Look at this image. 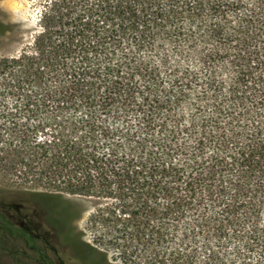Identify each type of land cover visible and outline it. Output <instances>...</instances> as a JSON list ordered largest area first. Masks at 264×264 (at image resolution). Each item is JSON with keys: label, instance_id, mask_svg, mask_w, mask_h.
<instances>
[{"label": "trees", "instance_id": "16d2710c", "mask_svg": "<svg viewBox=\"0 0 264 264\" xmlns=\"http://www.w3.org/2000/svg\"><path fill=\"white\" fill-rule=\"evenodd\" d=\"M34 1L0 171L44 208L108 200L88 222L122 264H264V0Z\"/></svg>", "mask_w": 264, "mask_h": 264}, {"label": "rangeland", "instance_id": "374dc122", "mask_svg": "<svg viewBox=\"0 0 264 264\" xmlns=\"http://www.w3.org/2000/svg\"><path fill=\"white\" fill-rule=\"evenodd\" d=\"M39 9L34 0H0V59L15 57L23 49L28 50L31 48L32 38L38 30ZM4 76L6 74H0V82L5 78ZM6 109H20V100L12 93L2 92L0 86V127H3L2 124L5 120L3 114ZM6 136V131L0 128V141H3ZM29 189L30 192L34 190L48 191L45 188H36L31 184H23L16 175L12 173L5 174L0 171V212L5 215L10 214L17 219L21 218L23 214L28 216L29 221H24L23 218L20 220L41 227L43 229L41 232L47 233L52 243H58L57 238L59 236L69 238L80 236L82 242L93 249L94 259L97 258L103 264H122L120 255L113 251L111 247H105L108 243L101 238L102 230L99 227H91L88 222L89 215L96 208L109 203L108 200L63 194L59 198L61 203L54 204L55 207L60 205L59 208L65 209V220L60 222H63L66 228L59 230L51 217L52 214L49 209L26 200L28 196L23 192ZM20 197L24 198V207L16 209L14 203L15 206L19 205L17 199ZM13 209H16V211ZM56 229L58 233L54 231ZM0 239H2L0 242V264H21L20 261L23 260L21 252L26 249L22 240L16 237H7L5 240L3 235H0ZM99 239L103 242L101 243ZM59 248L66 250L62 246H59ZM244 249V246L234 249V245L228 243L225 254L232 261L238 260L239 257L247 256ZM259 253L255 249L248 256L254 262L259 257Z\"/></svg>", "mask_w": 264, "mask_h": 264}, {"label": "flooded vegetation", "instance_id": "af4514ba", "mask_svg": "<svg viewBox=\"0 0 264 264\" xmlns=\"http://www.w3.org/2000/svg\"><path fill=\"white\" fill-rule=\"evenodd\" d=\"M14 207L16 209L18 208L17 205L15 206V203ZM46 208L50 210L53 216L52 219L55 221L57 228L59 230H64L66 228L65 224L55 218L56 216L61 220L59 214L61 208L55 207L51 203L46 204L45 209ZM16 209L13 210L16 211ZM3 221L4 227H1V230L5 240L9 237L7 232L8 228L11 227L7 225L9 222L12 227L17 226L27 232V237H16L20 238L23 245L26 247V249L21 252V256H23V260L20 261L21 264H103L97 258L94 259L92 255L93 249L87 247L82 242L80 236H72L70 238L59 236L57 238L59 242L52 243L48 234L43 231L41 232L43 229L38 227V225H32L21 221L19 218H8L6 216ZM59 246L66 248V250H61Z\"/></svg>", "mask_w": 264, "mask_h": 264}]
</instances>
